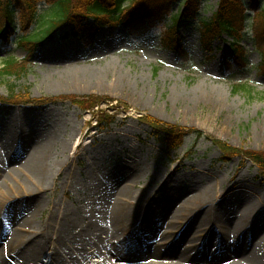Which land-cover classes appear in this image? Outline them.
Segmentation results:
<instances>
[{
	"label": "rangeland",
	"instance_id": "rangeland-1",
	"mask_svg": "<svg viewBox=\"0 0 264 264\" xmlns=\"http://www.w3.org/2000/svg\"><path fill=\"white\" fill-rule=\"evenodd\" d=\"M202 1L201 16L209 18L219 0ZM41 9L47 12L50 5L41 3ZM39 24L32 31L40 30ZM200 24L199 19L179 22L189 59L164 40L170 18L143 39L131 38L119 25L103 28L90 45L65 38L70 28L63 26L44 45L26 47L17 36L10 51L0 45V68L9 57L25 59L27 66L21 77L0 79V100L10 99L12 85L30 93L26 103L0 102V251L16 239L37 246L40 234H48L64 245L56 264H264V176L242 156L224 160L209 138L264 152L263 18L249 14L241 42L252 51L249 66L233 75L224 66L232 59V38H217L211 49ZM235 84L253 92L235 93ZM93 94L110 99L92 111L69 100L35 102ZM105 114L110 116L95 123ZM139 116L198 129L203 136L189 134L168 154L164 139ZM18 145L19 154L13 152ZM45 152V164L57 174L43 182L29 163ZM133 179L135 190L153 192L144 204L132 199L140 220L127 222V234L112 245L106 237L119 216L115 201ZM198 183L209 185L211 199L182 223L175 211ZM25 189L36 195L24 198ZM52 216L65 225L63 232ZM180 220L178 231L183 226L186 231L174 235L168 225ZM211 230L214 250L207 252ZM188 250L193 253L181 260L179 252ZM53 253L42 250L32 264H49ZM5 260L21 264L11 253Z\"/></svg>",
	"mask_w": 264,
	"mask_h": 264
},
{
	"label": "trees",
	"instance_id": "trees-1",
	"mask_svg": "<svg viewBox=\"0 0 264 264\" xmlns=\"http://www.w3.org/2000/svg\"><path fill=\"white\" fill-rule=\"evenodd\" d=\"M47 2L50 9L44 12L41 3ZM264 0H219L218 9L209 18H202V0H1L0 1V44L9 51L13 37H19L20 44L26 47L44 45L60 27L69 26L65 38L78 39L84 44H92L103 28L117 29L119 25L126 27L130 37L139 39L151 34L160 21L170 18L172 26L164 35L169 47L180 56H187L183 46L179 22L181 19L196 20L199 18L200 33L205 44L212 46L213 41L223 35L233 39L230 43L233 52L232 60H225L224 66L230 70L229 75L243 70L248 65L249 50L241 44L246 36L249 12L256 9ZM18 5L20 7L17 11ZM178 12L174 13L175 7ZM264 23V4L258 11ZM39 22V29L32 31V26ZM20 26L22 34L17 35ZM261 32L264 34V26ZM260 29V28H259ZM264 46H261V48ZM27 70L26 61L13 57L6 59L0 68V79L7 77H21ZM17 86L12 85L10 99L26 103L30 98L27 91H16ZM235 93L244 90L252 93L253 89L246 84H235ZM110 98L100 95L88 96H62L59 98L37 99V104L55 103L59 100H69L83 111L93 110L102 101ZM27 100V101H26ZM6 102V101H5ZM125 105V104H123ZM126 106V105H125ZM109 114L99 115L100 123L107 119ZM144 123L148 124L156 134L164 139L168 153L179 148L184 139L191 133L198 137L203 134L198 129H192L176 124L162 122L150 116H142ZM220 149L224 160L242 156L257 166L260 174L264 175V152L244 150L233 147L226 142L209 137Z\"/></svg>",
	"mask_w": 264,
	"mask_h": 264
},
{
	"label": "bare ground",
	"instance_id": "bare-ground-1",
	"mask_svg": "<svg viewBox=\"0 0 264 264\" xmlns=\"http://www.w3.org/2000/svg\"><path fill=\"white\" fill-rule=\"evenodd\" d=\"M262 8H263V5L261 6L260 4L256 9H252L249 13L258 12ZM19 135L21 136V134ZM22 138H23V135H22ZM18 141L21 143V137L20 138L18 137ZM30 143H31V138L29 137L27 140V145H29ZM79 145L80 143L76 142L74 149L75 147L78 148ZM19 151H20V145L16 146L13 152H16L19 154ZM47 152L43 153L42 156H40L39 154L37 155L35 154L31 158L30 163H29V166L32 168V170H35L38 173L39 179L43 182L53 179L54 176L57 174L53 166L45 164L46 161H44V156H46ZM136 186H137V182L135 179H133V184H131V188L121 193L115 201L118 207L119 216L117 218L116 225H114L112 229L111 234H107V237H106L107 240L111 241L112 245L113 243L117 244L127 234L128 230L126 228H125V231L123 230V227L125 226L127 222H131L136 219H138L137 221L140 220V218L136 216L137 205L132 203V199L135 200L139 204H144L145 202L149 201L151 198V194L153 191L149 192L147 190H141V189L137 191L135 190ZM191 189L195 190L193 194L191 196L184 197V199L186 198L185 201L180 205V208L175 211V214L179 219H182V220L184 219L182 223L187 221V219L192 214V212H194L193 211L194 209L198 207H203L204 204H207L210 201L211 196H212V192H211V189L209 188V185L203 186V183L202 184L198 183L195 186H193ZM25 190H26L25 194L23 195L24 198H30L33 195H36L35 191L31 189H25ZM26 194H31V196L26 195ZM0 196H2L1 191H0ZM67 208H68L67 206H64L61 208L63 209V214L65 212L64 210H67ZM52 218H53L52 220L54 219L57 220L56 230L58 232H63V228H65V225L61 224V221L59 220V218L56 219L54 218V216H52ZM180 222L181 220L178 221L175 225L173 222L168 225V227H170L169 231L172 234L175 235L174 232L178 231L179 227L181 226ZM180 231H182L181 235L184 234V232L186 231V229H184V226L178 232ZM209 234L210 235L208 237V240L204 246L206 249L205 251L207 252L212 251V249L214 250V244H212V239H211L213 230H211ZM39 237L41 238V240L39 241V244L37 246L22 243L21 241L17 239L13 240V243L8 244L4 250L0 251V264H8V262L5 260V257L9 256L10 253L13 254V256L17 258V261L21 262V264H32V261L41 257L40 252L44 249H53L54 257L51 260H49V264H56L57 263L56 261H58L56 258V255L60 251V248L64 246L63 242H60L57 238H55L54 236L51 237L48 234L47 235L40 234ZM222 241H224L223 238H222ZM221 244L223 247H225L226 244L228 243L223 242ZM112 248H108L107 254L110 253ZM192 250L181 251L179 252L178 257L181 260H188L190 253H193ZM247 257L248 259H250L249 255ZM177 264H180V263H177ZM231 264H241V263L235 261Z\"/></svg>",
	"mask_w": 264,
	"mask_h": 264
}]
</instances>
